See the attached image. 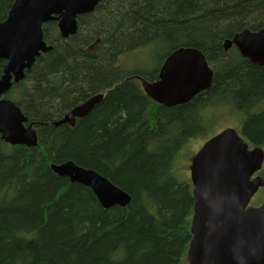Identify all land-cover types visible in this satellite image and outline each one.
<instances>
[{
	"label": "trees",
	"instance_id": "1",
	"mask_svg": "<svg viewBox=\"0 0 264 264\" xmlns=\"http://www.w3.org/2000/svg\"><path fill=\"white\" fill-rule=\"evenodd\" d=\"M13 1L0 0V22ZM77 24L67 39L44 24L52 50L6 94L37 145L0 140V264H187L192 186L177 177L175 158L208 128L204 110L222 104L238 111L241 137L264 147V67L222 46L264 27V0H101ZM147 46L158 53L154 70L119 63ZM182 47L201 51L212 85L185 104H156L139 78L155 81L165 56ZM96 94L101 101L74 127L53 125ZM69 160L126 192L129 205L103 209L89 188L49 168Z\"/></svg>",
	"mask_w": 264,
	"mask_h": 264
},
{
	"label": "water",
	"instance_id": "2",
	"mask_svg": "<svg viewBox=\"0 0 264 264\" xmlns=\"http://www.w3.org/2000/svg\"><path fill=\"white\" fill-rule=\"evenodd\" d=\"M101 0H14L0 22V140L11 146L37 145L33 125L10 99L4 98L12 85L41 55L52 50L43 39L42 25L55 21L61 39L77 32V16L89 14ZM234 45L253 65L264 67V28L245 29L223 42L226 52ZM212 71L201 52L182 47L174 50L149 83L139 78L142 89L155 103L174 107L190 101L211 86ZM96 94L69 109L54 126L74 127L101 101ZM264 153L247 143L231 128L204 142L190 161L192 186L191 240L187 264H264V201L248 207L264 186L260 176ZM50 170L69 183L89 188L103 209L126 207L131 197L107 178L73 161L50 164Z\"/></svg>",
	"mask_w": 264,
	"mask_h": 264
},
{
	"label": "rangeland",
	"instance_id": "3",
	"mask_svg": "<svg viewBox=\"0 0 264 264\" xmlns=\"http://www.w3.org/2000/svg\"><path fill=\"white\" fill-rule=\"evenodd\" d=\"M152 46L143 47L139 49L137 53L130 52L127 53L128 56L120 57V64L128 63L129 69L145 68L152 71L156 68L158 64V53H155ZM158 51V50H157ZM159 52V51H158ZM163 55V54H161ZM211 105H215L211 104ZM230 105V104H229ZM231 107L227 104H222L219 106H213L204 110L205 114L209 117L210 121L208 123V128L205 130L204 134L201 136H196L190 140L185 146H183L177 153L175 158L174 169L177 177L182 182L183 180L189 182V169L190 159L192 155L202 146V144L208 140L210 137L219 133L225 128L231 127L236 130L240 126V117L238 111H233ZM261 174L264 176L263 171ZM190 183V182H189ZM262 188L252 197L249 205L255 206L259 201H263L262 198Z\"/></svg>",
	"mask_w": 264,
	"mask_h": 264
},
{
	"label": "flooded vegetation",
	"instance_id": "4",
	"mask_svg": "<svg viewBox=\"0 0 264 264\" xmlns=\"http://www.w3.org/2000/svg\"><path fill=\"white\" fill-rule=\"evenodd\" d=\"M135 53H137L136 51H135ZM123 56H128V54H125V55H123ZM122 57V56H121ZM166 57V56H165Z\"/></svg>",
	"mask_w": 264,
	"mask_h": 264
}]
</instances>
